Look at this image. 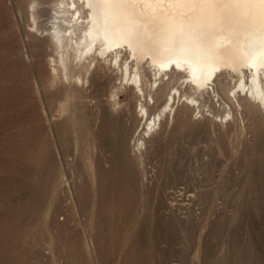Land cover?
<instances>
[{
  "label": "rangeland",
  "instance_id": "obj_1",
  "mask_svg": "<svg viewBox=\"0 0 264 264\" xmlns=\"http://www.w3.org/2000/svg\"><path fill=\"white\" fill-rule=\"evenodd\" d=\"M27 3L0 0V264H264V114L222 95L184 117L182 98L135 152L140 101L108 103L127 81L48 75Z\"/></svg>",
  "mask_w": 264,
  "mask_h": 264
},
{
  "label": "bare ground",
  "instance_id": "obj_2",
  "mask_svg": "<svg viewBox=\"0 0 264 264\" xmlns=\"http://www.w3.org/2000/svg\"><path fill=\"white\" fill-rule=\"evenodd\" d=\"M48 1L28 0L25 13L35 28L28 36L53 49L46 73L83 87L95 72L117 69L128 85L110 94V111L124 112L121 93L129 89L145 120L133 151L174 119L182 98L184 117L195 109L210 113L222 95L228 117L236 106L264 114V0H60L51 9ZM46 14L51 27L44 35ZM77 67H85V78L74 74ZM152 106L162 110L152 113Z\"/></svg>",
  "mask_w": 264,
  "mask_h": 264
}]
</instances>
